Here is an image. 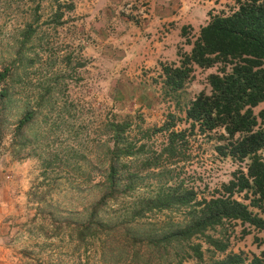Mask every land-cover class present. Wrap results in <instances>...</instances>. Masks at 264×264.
Masks as SVG:
<instances>
[{
	"label": "rangeland",
	"instance_id": "obj_1",
	"mask_svg": "<svg viewBox=\"0 0 264 264\" xmlns=\"http://www.w3.org/2000/svg\"><path fill=\"white\" fill-rule=\"evenodd\" d=\"M235 1L0 0V264H218L235 254L248 264L260 255L264 228L226 220L207 229L226 245L220 252L201 235L166 240L188 224L193 205L140 213L147 198L171 190L218 197L234 173L247 172L249 159L223 154L222 128H192L186 117L210 93L217 66L194 65L175 92L162 72L179 66L210 16L231 14ZM111 123L128 124L131 156L111 152ZM171 131L183 133L172 154ZM112 165L120 180L111 195ZM246 195L234 198L249 204Z\"/></svg>",
	"mask_w": 264,
	"mask_h": 264
},
{
	"label": "trees",
	"instance_id": "obj_2",
	"mask_svg": "<svg viewBox=\"0 0 264 264\" xmlns=\"http://www.w3.org/2000/svg\"><path fill=\"white\" fill-rule=\"evenodd\" d=\"M237 8L229 15H212L209 22L200 28L190 54L181 56L180 65H162L165 85L172 91L183 88L191 77L194 65L201 68L217 66V72L208 76L209 94L200 93L186 110L192 128L212 131L222 128L227 134V151L223 154L233 159H249L247 172L234 173L233 179L222 186V194L210 199L195 201L192 191L171 190L147 198V207L169 208L173 205L190 209V221L179 231L168 235L171 238L190 240L193 236H204L216 251L224 252L226 245L220 240L204 235V232L223 221H239L255 229L264 228V159L259 152L264 149V109L257 115L253 109L264 102V0H236ZM7 69L0 74L3 78ZM6 95L2 90L0 96ZM33 113L28 112L18 122V129L28 124ZM127 123H111L113 133L112 153L116 159L132 155V147L125 143ZM165 151L172 154L183 133L171 131ZM223 147H219V150ZM118 169L111 166L107 181L110 194L116 192L120 180ZM133 175L127 180L125 189L134 188ZM249 193V204L234 198L236 193ZM101 198L96 208L105 203L109 196ZM193 203V204H192ZM147 210V211H146ZM256 210V211H254ZM197 258H201V246H191ZM218 264H244L240 255H228ZM248 264H264V249L253 256Z\"/></svg>",
	"mask_w": 264,
	"mask_h": 264
}]
</instances>
